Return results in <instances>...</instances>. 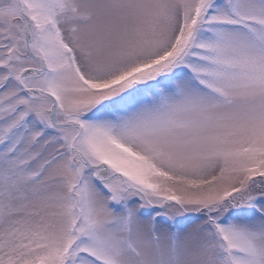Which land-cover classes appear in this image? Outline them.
<instances>
[{"label": "snow or ice", "instance_id": "6c2138e0", "mask_svg": "<svg viewBox=\"0 0 264 264\" xmlns=\"http://www.w3.org/2000/svg\"><path fill=\"white\" fill-rule=\"evenodd\" d=\"M0 264H264V0H0Z\"/></svg>", "mask_w": 264, "mask_h": 264}]
</instances>
